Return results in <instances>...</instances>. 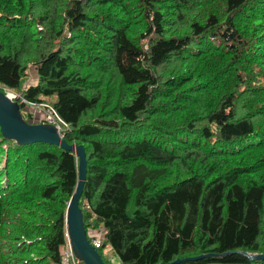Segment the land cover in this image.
<instances>
[{
  "label": "trees",
  "instance_id": "obj_1",
  "mask_svg": "<svg viewBox=\"0 0 264 264\" xmlns=\"http://www.w3.org/2000/svg\"><path fill=\"white\" fill-rule=\"evenodd\" d=\"M0 90L83 146L104 263L264 264V0H0ZM77 177L0 133V264L64 263Z\"/></svg>",
  "mask_w": 264,
  "mask_h": 264
},
{
  "label": "water",
  "instance_id": "obj_2",
  "mask_svg": "<svg viewBox=\"0 0 264 264\" xmlns=\"http://www.w3.org/2000/svg\"><path fill=\"white\" fill-rule=\"evenodd\" d=\"M0 133L3 138L12 140L18 145L45 143L58 146L74 154L77 159L78 177L74 190L67 202L64 215L67 244L78 264H106L88 240V235L82 220L81 207L79 206V199L82 194L86 175V156L83 146L81 144L67 143L62 138L60 128L55 124L46 122H26L20 112L18 96L10 97L2 90H0ZM235 252L248 257L250 260L264 259V255L259 253ZM228 253L230 252H225L219 256ZM217 255L218 254L213 253L199 254L183 259H175L174 263L184 260L216 257Z\"/></svg>",
  "mask_w": 264,
  "mask_h": 264
},
{
  "label": "rangeland",
  "instance_id": "obj_3",
  "mask_svg": "<svg viewBox=\"0 0 264 264\" xmlns=\"http://www.w3.org/2000/svg\"><path fill=\"white\" fill-rule=\"evenodd\" d=\"M29 79L31 80V82L35 79V71H34V67L30 66L29 68ZM30 82V81H29ZM27 84V81L23 82V86ZM7 94H11L10 91L5 90L4 91ZM14 94L15 97L18 96V103L20 105V112L22 113H31L33 115V118L30 120L31 123H37L39 122V120H41L42 118H44V115L46 113H44V110L38 107H33V106H28L27 103L22 102V100H20V94L17 92H12ZM55 99V97H50L48 98V102H51ZM48 123V122H46ZM99 230H101V227L99 228ZM92 236H99L100 232L99 231H93L91 233ZM103 254H104V259L108 264H117L118 263V257L117 255L110 250L109 246H105L103 247ZM63 264H70V261L63 263Z\"/></svg>",
  "mask_w": 264,
  "mask_h": 264
},
{
  "label": "built area",
  "instance_id": "obj_4",
  "mask_svg": "<svg viewBox=\"0 0 264 264\" xmlns=\"http://www.w3.org/2000/svg\"><path fill=\"white\" fill-rule=\"evenodd\" d=\"M7 91L11 92V94L9 95L10 97H15L14 94L12 93L14 91H11V90H7ZM20 100H22V102L27 103L21 95H20ZM30 104H32V103H30ZM33 105H35V104H33ZM35 106H39V108L44 110V113H46L44 115L46 122L51 123V124H55L58 127H59V123H62L61 120L56 115V113L52 107H50L46 104H39V105H35ZM100 235H101V233H100ZM100 235L95 236V239L91 242V244L93 245L94 248H99L101 246ZM68 261H70V264H78V262L75 260L73 254L70 250V247L67 244L65 254H64V258H63V262L66 263Z\"/></svg>",
  "mask_w": 264,
  "mask_h": 264
},
{
  "label": "bare ground",
  "instance_id": "obj_5",
  "mask_svg": "<svg viewBox=\"0 0 264 264\" xmlns=\"http://www.w3.org/2000/svg\"><path fill=\"white\" fill-rule=\"evenodd\" d=\"M8 95H10V94H8Z\"/></svg>",
  "mask_w": 264,
  "mask_h": 264
}]
</instances>
